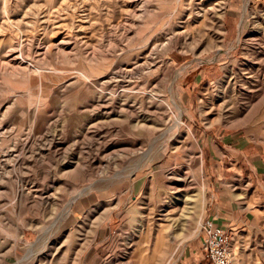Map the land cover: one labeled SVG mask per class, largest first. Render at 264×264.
I'll return each mask as SVG.
<instances>
[{"label":"rangeland","instance_id":"1","mask_svg":"<svg viewBox=\"0 0 264 264\" xmlns=\"http://www.w3.org/2000/svg\"><path fill=\"white\" fill-rule=\"evenodd\" d=\"M236 149L264 164V0H0V264H208L206 218L264 264Z\"/></svg>","mask_w":264,"mask_h":264},{"label":"built area","instance_id":"2","mask_svg":"<svg viewBox=\"0 0 264 264\" xmlns=\"http://www.w3.org/2000/svg\"><path fill=\"white\" fill-rule=\"evenodd\" d=\"M201 250L209 264H233L231 237L227 230L211 218H206L201 226Z\"/></svg>","mask_w":264,"mask_h":264},{"label":"crops","instance_id":"3","mask_svg":"<svg viewBox=\"0 0 264 264\" xmlns=\"http://www.w3.org/2000/svg\"><path fill=\"white\" fill-rule=\"evenodd\" d=\"M260 152L261 150L260 151L258 150L256 153H251L250 151H240L236 149L235 151L232 150L231 152H221L220 157L222 158L226 157L232 160L233 162L237 163L239 167V173H241L240 164L242 163L246 165L247 166L246 177L248 179V183L250 184V186L252 185V183H255L256 188H257V199H259V196H260L261 199L264 200V184H263L264 183V164H263V160L260 159ZM206 157H207V164H206L207 169L206 170L209 172V174H211L213 170H211L210 168L213 167L214 162L218 156L216 155V153H208ZM221 162H223V160ZM198 198H199V202L201 203V205L204 206V190H202V193ZM259 201L261 200L259 199ZM213 221L219 225H222L218 223L217 221H215L214 219ZM201 252L203 253V251ZM202 258H205V256L203 255ZM205 260L209 264L207 258H205Z\"/></svg>","mask_w":264,"mask_h":264},{"label":"bare ground","instance_id":"4","mask_svg":"<svg viewBox=\"0 0 264 264\" xmlns=\"http://www.w3.org/2000/svg\"><path fill=\"white\" fill-rule=\"evenodd\" d=\"M175 102V101H174ZM177 104V103H176ZM175 105V104H174ZM188 198V197H187ZM185 202V201H184Z\"/></svg>","mask_w":264,"mask_h":264}]
</instances>
